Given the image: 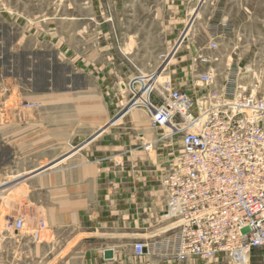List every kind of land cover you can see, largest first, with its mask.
I'll use <instances>...</instances> for the list:
<instances>
[{"label": "crops", "instance_id": "obj_1", "mask_svg": "<svg viewBox=\"0 0 264 264\" xmlns=\"http://www.w3.org/2000/svg\"><path fill=\"white\" fill-rule=\"evenodd\" d=\"M63 51L62 32L50 31L23 32L6 48L25 54L29 69L35 54L43 55L47 69L62 65ZM93 79L97 84L67 93L55 92L47 80L40 108L6 112L12 120L0 125V152L7 153L0 157V209L17 194V210L32 205L48 229L35 242L29 231L0 226V264H126L139 258L135 242L166 232L153 229L165 199L143 168L168 162L170 142L158 140L163 133L152 128L145 110L123 111L127 97L119 92L120 78ZM146 142L154 143L149 151L141 148ZM129 163L138 169L128 172ZM107 250L113 251L110 259Z\"/></svg>", "mask_w": 264, "mask_h": 264}, {"label": "rangeland", "instance_id": "obj_2", "mask_svg": "<svg viewBox=\"0 0 264 264\" xmlns=\"http://www.w3.org/2000/svg\"><path fill=\"white\" fill-rule=\"evenodd\" d=\"M48 31L63 34L62 65L47 69L43 55L35 54L37 63L29 69L23 62L25 54L6 52L8 45L21 40L23 32ZM177 42L183 43L173 59L171 51L164 64L171 61L166 70L151 77L158 82L153 100L162 102L160 91L167 81L173 88L193 94L196 100L225 86H232L237 94L264 97V0H0V110L5 113L0 125L12 120L8 111L40 108L39 95L47 87V80L55 92L67 93L97 84L94 76L120 78L119 92L126 95L128 103L130 95L123 86L135 77L156 73ZM212 42L215 47H211ZM204 74H211L215 84L203 85ZM126 107L122 108L124 112L129 111ZM159 130L163 135L158 140L170 142V159L159 169L155 162L148 161L149 166L143 170L154 175L153 184L163 193L166 205L162 181L182 147L181 138L169 137L167 129ZM6 154L3 150L0 157L6 158ZM136 167L129 163L128 172ZM18 198L17 194L10 200L5 198L8 208L0 209V226L10 228L13 219L25 216L26 228L20 232H31L37 242L34 233L38 222L44 220L32 205L19 212ZM32 200L36 203L38 195ZM164 211L154 219L157 226L153 228H166L163 237L147 236L152 256L127 259L126 264H233L225 254L212 260L180 261L170 252L165 254L164 249L153 250L154 244H161L175 230L176 219L167 218ZM146 218L151 221L149 215ZM47 229V225L40 229L39 238ZM250 264H264V248L252 251Z\"/></svg>", "mask_w": 264, "mask_h": 264}, {"label": "built area", "instance_id": "obj_3", "mask_svg": "<svg viewBox=\"0 0 264 264\" xmlns=\"http://www.w3.org/2000/svg\"><path fill=\"white\" fill-rule=\"evenodd\" d=\"M182 43L165 55L156 73L123 86L130 95L126 110H146L153 127L181 138L182 150L162 181L164 216L176 219L175 230L152 249H164L180 261L225 254L233 264H250L252 251L264 248V97L237 94L225 86L196 100L167 81L160 91L162 102L153 100L158 83L153 77L166 70L171 51L173 59ZM201 83L215 84L211 74L202 75ZM153 144L147 142L144 149ZM26 220L21 215L9 226L23 231ZM45 227V221L38 222L36 239ZM133 249L138 257L151 252L150 244L140 241Z\"/></svg>", "mask_w": 264, "mask_h": 264}, {"label": "water", "instance_id": "obj_4", "mask_svg": "<svg viewBox=\"0 0 264 264\" xmlns=\"http://www.w3.org/2000/svg\"><path fill=\"white\" fill-rule=\"evenodd\" d=\"M37 173V172H36ZM35 173V174H36ZM113 257V251L112 250H107V251H105V258L106 259H110V258H112Z\"/></svg>", "mask_w": 264, "mask_h": 264}]
</instances>
